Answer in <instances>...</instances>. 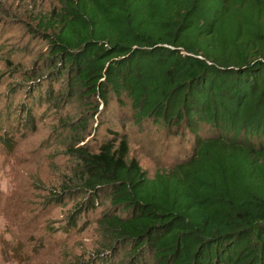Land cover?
<instances>
[{
  "label": "trees",
  "instance_id": "obj_1",
  "mask_svg": "<svg viewBox=\"0 0 264 264\" xmlns=\"http://www.w3.org/2000/svg\"><path fill=\"white\" fill-rule=\"evenodd\" d=\"M29 1L45 44L27 96L82 112L63 120L65 184L83 211L109 200L98 224L126 264H264V0ZM111 98L190 133L191 152L149 176L126 132L89 144Z\"/></svg>",
  "mask_w": 264,
  "mask_h": 264
},
{
  "label": "rangeland",
  "instance_id": "obj_2",
  "mask_svg": "<svg viewBox=\"0 0 264 264\" xmlns=\"http://www.w3.org/2000/svg\"><path fill=\"white\" fill-rule=\"evenodd\" d=\"M29 2L0 0V136L13 142L0 140V264H126L122 242L110 241L98 224L103 213L115 211L109 200L102 196L95 208L83 211L87 194L65 184L72 164L63 138L73 124L63 120L75 124L82 112L73 101L59 107L33 101L36 88L27 96L29 81L38 77L37 67H31L39 66L45 44L26 32L33 13ZM132 112L111 98L89 122L85 141L94 144L114 130L126 132L130 155L149 176L191 152L190 133L168 130L151 117L136 123Z\"/></svg>",
  "mask_w": 264,
  "mask_h": 264
}]
</instances>
